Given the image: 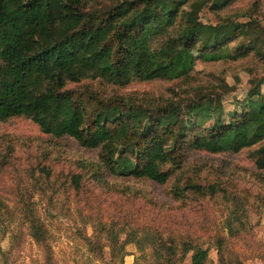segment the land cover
<instances>
[{
    "label": "trees",
    "instance_id": "1",
    "mask_svg": "<svg viewBox=\"0 0 264 264\" xmlns=\"http://www.w3.org/2000/svg\"><path fill=\"white\" fill-rule=\"evenodd\" d=\"M231 1L0 0V122L31 119L53 139L96 151L102 174L160 186L174 183L177 199L225 192L187 175L193 153L249 151L256 169L264 172L263 83L231 109L217 86L187 103L121 89L135 80L193 84L192 49L206 61L250 54L263 60L264 35L256 30V20H202L208 2L218 12ZM221 83L222 92L232 89ZM73 179L79 188L80 178ZM234 204L229 232L243 223L237 212L242 204L237 199ZM27 219L33 239L48 246L46 223L35 214ZM131 242L141 249L150 246L157 264H177L189 253L192 264H205L209 256L190 234L181 238L180 253L174 236L165 240L147 231L143 238L129 235L126 243ZM0 255L7 264L6 252Z\"/></svg>",
    "mask_w": 264,
    "mask_h": 264
},
{
    "label": "rangeland",
    "instance_id": "2",
    "mask_svg": "<svg viewBox=\"0 0 264 264\" xmlns=\"http://www.w3.org/2000/svg\"><path fill=\"white\" fill-rule=\"evenodd\" d=\"M97 1L88 0L90 5ZM211 5L201 12L204 22L256 20V30L264 35V0H232L218 12ZM190 53L196 58L193 84L135 80L122 91L187 103L217 86L227 109L243 101L253 86L263 83L264 91V59L250 54L206 61L197 50ZM221 81L232 89L222 92ZM249 155L193 153L187 175L225 192L177 199L174 183L160 186L102 174L96 151L70 139H53L31 119L0 122V250L7 264H157L150 246L126 243L129 235L143 238L150 231L165 240L174 236L179 253L181 238L192 235L209 249L207 264H264V172ZM74 176L80 178L79 188ZM235 199L242 204L237 212L243 223L229 232ZM28 213L46 223L48 246L30 235ZM191 257L177 264H191Z\"/></svg>",
    "mask_w": 264,
    "mask_h": 264
},
{
    "label": "crops",
    "instance_id": "3",
    "mask_svg": "<svg viewBox=\"0 0 264 264\" xmlns=\"http://www.w3.org/2000/svg\"><path fill=\"white\" fill-rule=\"evenodd\" d=\"M207 261H208V259H207ZM207 261H206V263H205V264H207ZM191 264H192V258H191Z\"/></svg>",
    "mask_w": 264,
    "mask_h": 264
}]
</instances>
